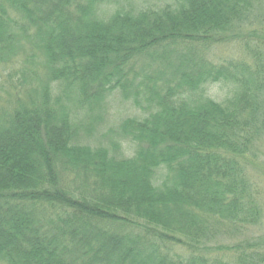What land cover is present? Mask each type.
<instances>
[{"label": "trees", "instance_id": "16d2710c", "mask_svg": "<svg viewBox=\"0 0 264 264\" xmlns=\"http://www.w3.org/2000/svg\"><path fill=\"white\" fill-rule=\"evenodd\" d=\"M260 4L0 0V67L23 76L0 84V263L264 264L256 243L215 244L260 222L242 172L264 125ZM250 37V81L208 61ZM224 79L237 97L220 103L208 87ZM115 93L146 114L120 125L129 156L83 144L65 104L97 117Z\"/></svg>", "mask_w": 264, "mask_h": 264}, {"label": "rangeland", "instance_id": "374dc122", "mask_svg": "<svg viewBox=\"0 0 264 264\" xmlns=\"http://www.w3.org/2000/svg\"><path fill=\"white\" fill-rule=\"evenodd\" d=\"M177 0H133V4L137 9L142 8H154L160 10V8L175 4ZM116 6H111L109 10L113 11ZM258 16H256L251 28L259 32L258 34L264 36V0H261V4L258 7ZM251 30V29H250ZM250 42L248 41L247 47L239 49L237 46L226 45L217 48L212 51L209 62L223 63L224 69H229L230 73L235 71L240 72V76L244 81H250L253 77V73L256 71L258 60H262L261 52L258 56H251V47H254L255 41L250 37ZM260 51V50H259ZM31 54H35V50L32 48L30 50ZM21 65L17 64L15 70L12 72V67L5 66L0 67V84L10 80L9 75L12 72L14 75V80L16 82L21 79ZM31 69L36 66H28ZM155 69H158L157 67ZM62 83H54V92L56 96L63 93L64 88L61 86ZM73 88V87H72ZM73 90V89H72ZM74 91V90H73ZM241 91V90H239ZM245 88H242V92H245ZM208 94L210 97L214 98L220 103H225L228 99L234 101L237 97V92L234 89L233 84L228 83V80H222L219 83H215L208 87ZM239 100L234 103H238ZM65 104L73 112L76 111L75 116H73L74 124L78 128V136L83 140V144L90 145L93 148L105 147L112 155H117L122 157L123 155H130L129 153L135 151L136 147L130 142L121 139L119 135L120 125L124 123L125 120L131 117H144L146 114L141 112L140 109L136 108L134 104L127 100L125 101L123 96L119 93L107 98L104 108L99 111V116H91L90 118L84 117L86 113L83 111H77L76 105L69 101H65ZM264 106V103H262ZM78 106V105H77ZM254 106L250 107L249 114H252ZM95 115V114H94ZM94 127V129L92 128ZM257 129H254V137H252L250 145L248 146L247 156L252 159L247 162L244 158L242 161L243 165V175L248 176L255 185L260 190V222L248 229H236L232 232H227L224 228L222 229L221 235L217 236L216 241L219 243H236V245L245 244L246 242L256 243L261 246L258 250L263 252L264 256V125L259 124ZM88 132V133H87ZM1 264V263H0ZM5 264V263H2Z\"/></svg>", "mask_w": 264, "mask_h": 264}]
</instances>
